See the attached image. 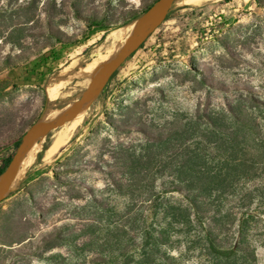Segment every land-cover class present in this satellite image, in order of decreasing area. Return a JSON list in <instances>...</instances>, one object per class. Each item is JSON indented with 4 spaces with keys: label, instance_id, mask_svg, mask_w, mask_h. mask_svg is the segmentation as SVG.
Here are the masks:
<instances>
[{
    "label": "rangeland",
    "instance_id": "1",
    "mask_svg": "<svg viewBox=\"0 0 264 264\" xmlns=\"http://www.w3.org/2000/svg\"><path fill=\"white\" fill-rule=\"evenodd\" d=\"M154 1L0 0V170L15 142L49 109L63 110L81 98L90 81L75 77L76 71L105 54L111 33L130 27ZM93 22L107 31L91 29ZM210 122L221 129L258 124L264 130V0L200 6L176 0L101 89L51 162L29 170L0 201V241L8 245H0V264L141 260L145 229L162 226L150 206L164 198L183 201L180 192L160 195L180 184L159 179L172 172L156 164H169L204 142ZM250 138L238 142L254 158ZM146 159L153 164L144 177ZM129 164L137 168L126 169ZM254 185L253 180L241 186L252 192ZM31 234L30 241L11 243ZM191 240L173 234L160 254L172 264H213ZM248 246L246 264H254V247L256 264H264V241L254 243L253 237ZM157 262L168 264L162 257Z\"/></svg>",
    "mask_w": 264,
    "mask_h": 264
},
{
    "label": "trees",
    "instance_id": "2",
    "mask_svg": "<svg viewBox=\"0 0 264 264\" xmlns=\"http://www.w3.org/2000/svg\"><path fill=\"white\" fill-rule=\"evenodd\" d=\"M156 1L134 17L133 21ZM96 27L106 28V31L108 29L99 22H93L91 29ZM114 75L115 73L111 79ZM242 125L243 128L221 129L210 122L208 134L206 133L208 138L204 142H196L193 147L187 148L184 153L173 158L169 164L163 161L156 164L162 171L170 168L172 172L168 176L160 174L159 179L171 177L180 184L164 189L160 195L180 192L183 201L170 203L164 198L160 204L150 206L151 211L161 215L162 226L160 225V230L145 229L141 260L132 263L158 264V257H162L168 264H172L170 260L161 256L159 248L169 246L173 234L192 238L190 244L203 250L204 256L212 258L213 264H221L222 261L230 264L228 260L240 264L248 262L250 257L248 241L253 237L254 243L264 241V130L258 124L252 127ZM240 137L250 138L254 144V158L248 157L251 148L244 143L240 144L238 142ZM22 142L23 139L15 142V151L6 158L0 175L9 167ZM224 144L228 146L222 153ZM152 164L153 162L148 159L144 162L143 168L140 164L144 177L148 175V169ZM136 168L137 165L129 164L126 169ZM253 180L255 185L252 192L241 186L242 183H250ZM148 194L150 196V193ZM157 199L160 201L161 198ZM231 206L233 208H229ZM235 215H238V218H234ZM235 224L237 225L234 226ZM249 230L254 231V234L251 235ZM32 237L31 234L25 239L11 243L20 245L27 240L30 241ZM0 245L8 246L2 241ZM124 263H129V260L126 259Z\"/></svg>",
    "mask_w": 264,
    "mask_h": 264
},
{
    "label": "bare ground",
    "instance_id": "3",
    "mask_svg": "<svg viewBox=\"0 0 264 264\" xmlns=\"http://www.w3.org/2000/svg\"><path fill=\"white\" fill-rule=\"evenodd\" d=\"M218 0H181V5H192V6H200L204 3L213 2ZM164 15L158 17L156 20L148 23L141 31L139 38L136 42L137 46L139 43L143 42L149 35L150 31L154 26H156L162 19ZM131 25L125 29H117L111 33L112 45L108 49L105 54L100 55L98 58L87 64L85 67L80 68L75 73V77L83 80H93L100 74L108 71L114 61V57L116 53L119 51L121 46L124 44L125 40L128 37L127 30L131 28ZM71 72V71H70ZM69 73V72H68ZM74 77V76H73ZM63 80V79H61ZM70 80V79H69ZM67 80V81H69ZM66 80H63V82ZM66 81V82H67ZM55 84V83H54ZM60 87V86H58ZM50 89V88H49ZM101 89H97L93 91L81 110L78 112L76 116H74L71 121L70 128L65 127L63 130H59L56 132L50 141L47 144H44V141L37 143L31 149L27 151V153L20 159L17 163L16 168L13 173H11L7 179H5L0 185V201L5 199L11 194V190H13L18 184L21 183L25 174L31 170L32 168L42 167L51 162L54 155L60 150V148L67 143L70 139L71 134L74 132L75 128L81 124L85 114L89 110L91 104L96 100L100 93ZM56 97V89L53 88L49 92V100L52 101ZM76 102V101H75ZM52 103V102H51ZM53 104V103H52ZM71 104L68 105L63 110H54L49 109L40 119L38 124L32 129V131L25 137V140H30L34 136H36L47 123L58 119L61 115L65 114ZM52 108V107H51ZM43 152L42 156L40 154ZM1 181V180H0Z\"/></svg>",
    "mask_w": 264,
    "mask_h": 264
},
{
    "label": "water",
    "instance_id": "4",
    "mask_svg": "<svg viewBox=\"0 0 264 264\" xmlns=\"http://www.w3.org/2000/svg\"><path fill=\"white\" fill-rule=\"evenodd\" d=\"M176 0H158L152 7H150L143 15H141L132 25V30L125 40L124 44L121 46L119 51L114 57L113 64L111 68L90 80L89 84L86 86L81 98L71 105L69 110L61 115L58 119L53 120L46 124V126L33 138L30 140H23L22 144L18 148L15 156L10 163L9 167L4 173L0 175V185L1 183L8 178V176L14 172L17 163L20 159L27 153L37 143L45 141L48 137L52 136L58 132L62 127L71 121V119L78 114L82 106L88 99L89 95L97 90L104 88L113 74L123 65L127 58L132 53L133 49L136 47V42L139 38V35L142 29L150 22L156 20L162 15H166L168 10L172 7Z\"/></svg>",
    "mask_w": 264,
    "mask_h": 264
},
{
    "label": "crops",
    "instance_id": "5",
    "mask_svg": "<svg viewBox=\"0 0 264 264\" xmlns=\"http://www.w3.org/2000/svg\"><path fill=\"white\" fill-rule=\"evenodd\" d=\"M32 63H34V62H32ZM31 65H32V64H31ZM26 67H28V66H26ZM31 73H33V72H30V74H31ZM0 165H1V161H0ZM1 205H2V204H0V207H1ZM3 207H4V206H3Z\"/></svg>",
    "mask_w": 264,
    "mask_h": 264
}]
</instances>
